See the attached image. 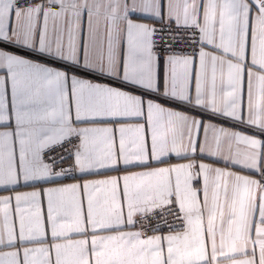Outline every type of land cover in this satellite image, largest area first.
Returning a JSON list of instances; mask_svg holds the SVG:
<instances>
[{
	"label": "snow or ice",
	"instance_id": "6c2138e0",
	"mask_svg": "<svg viewBox=\"0 0 264 264\" xmlns=\"http://www.w3.org/2000/svg\"><path fill=\"white\" fill-rule=\"evenodd\" d=\"M0 264H264V0H0Z\"/></svg>",
	"mask_w": 264,
	"mask_h": 264
}]
</instances>
